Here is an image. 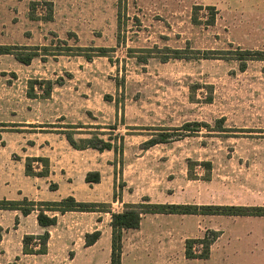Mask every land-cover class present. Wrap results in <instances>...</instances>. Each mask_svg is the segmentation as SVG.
<instances>
[{
    "label": "rangeland",
    "instance_id": "1",
    "mask_svg": "<svg viewBox=\"0 0 264 264\" xmlns=\"http://www.w3.org/2000/svg\"><path fill=\"white\" fill-rule=\"evenodd\" d=\"M261 24L173 0H0V46L9 47L0 53L2 158L47 173L38 177L52 169L51 189L106 206L64 222L62 243L45 255L0 237V264H109L110 214L126 203L264 206ZM240 51L252 53L244 70ZM186 123L201 126L186 132ZM162 132L168 142L144 147ZM65 133L116 150L77 149ZM89 172L98 183L85 181ZM80 222L100 229L90 248L78 240ZM141 224L123 233L122 252L142 260L124 264H222L185 257L187 241L201 254L198 241L213 231L226 250L259 237L255 261L230 254L223 264H264V226L252 238L235 216L146 214Z\"/></svg>",
    "mask_w": 264,
    "mask_h": 264
},
{
    "label": "trees",
    "instance_id": "2",
    "mask_svg": "<svg viewBox=\"0 0 264 264\" xmlns=\"http://www.w3.org/2000/svg\"><path fill=\"white\" fill-rule=\"evenodd\" d=\"M213 10L212 8H208ZM213 12V11H212ZM214 15V13H213ZM9 47L0 46V53H8ZM99 51L103 52L104 49ZM242 57L240 68L244 70L246 67V61L250 59L252 53L250 51H240ZM258 54V53H256ZM17 59L28 64L32 55H16ZM89 58V57H87ZM223 119L217 120L218 128L222 129L221 123ZM199 123L184 124L180 129L183 131L195 132L200 128ZM207 126V125H206ZM191 127V128H190ZM223 131V130H221ZM170 133H159L156 138H151L143 143L145 148H149L155 144L166 143L169 141ZM68 142L77 149L93 148L98 151L111 150L116 148L111 143L100 141L101 145H98V141L94 139H79L76 141L73 139L70 133H65ZM79 143V144H78ZM30 171V169L28 170ZM29 176H46L47 173H38L34 175L32 173H26ZM85 181L88 183H98L99 174L98 172H89L85 177ZM101 209H97L98 207ZM106 206L104 203H88L80 202L75 200L73 196H66L58 201H45V202H34L27 199L20 201L13 200H0V210H18L23 215H28L32 211H37V223L39 226L46 228L54 225L57 221V216L66 212H95L105 211ZM46 212L51 213V215ZM146 214H199V215H224V216H263L264 217V206H242V205H192V204H160V203H126L120 212H112L110 228H111V253L109 264H121L122 254V237L123 233L127 230H134L140 227V223L143 216ZM212 238L206 240L205 238L198 242L203 245V253L196 254L192 251V243L194 240L187 241L185 256L187 258H199L207 259L209 255V247L211 243L217 238V234L212 232ZM100 236L99 231L93 233H87L84 236L85 247L93 245ZM49 240V233L44 231L40 235H25L22 239V253L23 254H45L47 252V243ZM31 242L35 243L37 249H30ZM34 246V245H33Z\"/></svg>",
    "mask_w": 264,
    "mask_h": 264
},
{
    "label": "crops",
    "instance_id": "3",
    "mask_svg": "<svg viewBox=\"0 0 264 264\" xmlns=\"http://www.w3.org/2000/svg\"><path fill=\"white\" fill-rule=\"evenodd\" d=\"M37 1V0H36ZM51 4H57V0H46ZM178 2L179 6L184 7H198V8H212L215 18H219L223 22H235V23H264V0H173ZM67 2L64 1L63 4ZM261 42L260 45L264 47V24H261ZM0 148L2 145L0 144ZM0 150V200H13L20 201L27 199L34 202H44V201H55L60 198L71 195V192L68 191L64 195L60 194L59 185L56 189H51L49 186L55 181V176L53 170L51 169L47 177H38V176H29L24 172L23 167L18 168L15 163L9 161L6 158H2ZM58 184V183H57ZM123 202V201H122ZM122 202L120 204H122ZM124 203V202H123ZM253 206V205H252ZM257 206V205H254ZM261 206V205H259ZM122 210L119 209V212ZM90 214L91 212H66L64 214L57 216V221L54 225L43 228L37 223V211H32L28 215H23L18 210H0V231L3 234H0L2 238L11 237L14 235L19 236L21 241L25 235H40L44 231L49 233V240L47 251H50V245L52 243L58 242L62 243L64 237L60 234L62 224L70 219H75L77 221V214ZM93 213V212H92ZM79 216V215H78ZM236 218L241 219L243 225H247L246 228L250 231L252 238L253 234L256 235L259 232H262L260 226H264V217L263 216H235ZM17 221V223H16ZM75 221V220H74ZM15 222V224H14ZM96 224V223H95ZM142 224L140 223V226ZM260 225V226H259ZM74 226H77L76 231H83L81 237L79 236L78 240L82 245H85L84 236L87 233H92L93 231H99V228H83L84 225L80 223H74ZM92 229V230H91ZM127 230L125 232L136 231ZM249 234V235H250ZM222 236L217 237L209 247V258L222 263L224 261V255L239 256L238 259L242 258L243 254L246 253L250 256V261H255L260 254V250L257 247L258 238H254L251 246L246 248H237L233 249L229 246L227 250L225 247L220 246ZM262 240L264 238H261ZM219 245L220 247H216ZM88 246L86 248L92 247ZM244 249V250H241ZM45 255V254H44ZM186 257V256H185ZM187 258V257H186ZM130 260L134 263L141 262L142 259L136 257H127L125 252L121 254V264ZM187 259H199V258H187ZM237 259V261H238Z\"/></svg>",
    "mask_w": 264,
    "mask_h": 264
}]
</instances>
